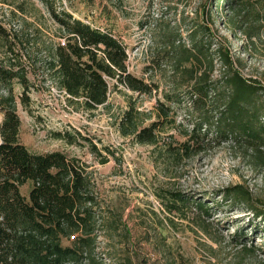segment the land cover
Returning a JSON list of instances; mask_svg holds the SVG:
<instances>
[{
  "label": "rangeland",
  "instance_id": "1",
  "mask_svg": "<svg viewBox=\"0 0 264 264\" xmlns=\"http://www.w3.org/2000/svg\"><path fill=\"white\" fill-rule=\"evenodd\" d=\"M210 1L54 0L58 10L64 8L115 34L127 46L129 71L160 85L153 95H140L108 79L107 104L90 111L71 105L53 79V49L64 38L44 4L40 0H0V24L11 36L9 43L0 39V66L20 68L29 80L28 107L21 101L22 85L14 82L21 142L35 153L60 151L69 158H78L90 177L104 222L111 220L120 226L100 234L92 256L96 264H264V235L253 227L264 226V219L256 217L243 203L225 202L221 194L226 188L240 185L252 193L255 206L264 208V146L255 152L232 137L218 135L213 125L217 114L208 104L201 114L214 117L202 130L205 145L192 157L172 160L167 144L186 141L200 113L189 111L184 97H179V103L164 98L171 92V68L153 60L160 49L154 28H140L147 19L172 24L185 20L184 28H188L193 20H207ZM168 3L174 10L166 8ZM213 15L214 31L226 37L224 42L234 60H243L238 68L264 85V37L255 40L250 54L241 34L226 29L223 15ZM182 30L186 36V29ZM5 93L0 89V96ZM158 98L172 107L171 116L176 118L175 126L169 125L161 133L159 145H141L134 137L123 136L119 122L129 106L135 105L145 119L144 125H148L157 118ZM2 119L0 113V125ZM75 130L96 144L104 156L108 155L107 148L115 157L110 155V161L101 164L86 141L69 145L55 137L56 132ZM30 188L31 183L26 184L22 193L28 196ZM171 192L203 201L204 207H213L210 215L194 204L170 210L166 202ZM241 226L250 235L238 241L234 237ZM245 247L258 250L245 253Z\"/></svg>",
  "mask_w": 264,
  "mask_h": 264
},
{
  "label": "trees",
  "instance_id": "2",
  "mask_svg": "<svg viewBox=\"0 0 264 264\" xmlns=\"http://www.w3.org/2000/svg\"><path fill=\"white\" fill-rule=\"evenodd\" d=\"M40 1L64 38L54 46L50 64L55 83L68 96L71 105L78 104L90 111L106 105L108 79L140 95L151 96L159 91L158 83L147 82L129 71L127 46L115 34L75 17L64 8L58 10L54 0ZM210 2L207 20H193L188 28H184L185 20L172 24L163 19L153 22L147 19L140 24L141 29L154 28L160 47L154 62L171 68V92L165 93L164 98L170 103H179V97H184L186 108L197 115L200 113L186 141L167 144L168 156L174 161L192 157L205 145L202 130L207 129L209 118L214 117L201 114L208 104L217 114L213 125L218 135L232 137L255 152H260L264 146V85L241 72L238 66L242 67L243 60H234L224 42L226 37L211 26L213 13H221L226 29L235 35L240 33L245 39V50L252 54L255 40L264 37V0ZM166 8L174 10L171 3ZM182 29H186V36ZM10 38L0 24V39L9 43ZM15 81L22 85L21 101L28 107L31 98L24 70L0 66V89L6 92L0 96L3 115L0 125V264H96L92 256L100 234L116 231L120 226L111 220L104 222L90 177L78 158H69L60 151L35 153L21 142ZM171 112L172 107L158 98L157 118L144 125L141 111L131 104L119 122V129L123 136L134 137L138 144L158 146L161 133L176 124ZM55 137L69 145H82L80 140L86 141L101 164L108 163L110 155L115 157L107 148L108 155L104 156L96 144L77 130L56 132ZM28 183L31 188L26 196L22 187ZM170 194V201L166 202L170 210L194 204L210 215L213 208L204 207L203 201L196 198ZM221 194L225 202L243 203L256 217L264 219V208L255 206L252 193L242 186L226 188ZM214 202L219 206L218 201ZM253 227L264 235V226ZM249 235L241 226L234 238L241 241L244 237L249 239ZM256 250V247L244 249L245 253Z\"/></svg>",
  "mask_w": 264,
  "mask_h": 264
}]
</instances>
